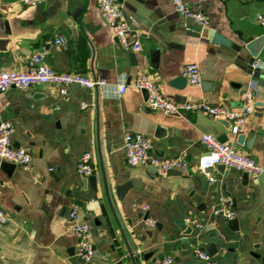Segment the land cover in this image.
Listing matches in <instances>:
<instances>
[{
    "label": "crops",
    "instance_id": "obj_1",
    "mask_svg": "<svg viewBox=\"0 0 264 264\" xmlns=\"http://www.w3.org/2000/svg\"><path fill=\"white\" fill-rule=\"evenodd\" d=\"M100 1L48 0L26 7L0 0V70L27 69L48 45L46 64L55 71L127 85L122 96L80 87L63 96L50 85L0 94V122L14 124V146L32 156L28 169L16 166L9 175L0 168V207L8 218L0 227V264H78L70 255L78 244L69 225L75 206L90 225L94 264H154L163 258L205 264L195 250H208L212 238L217 264H264L263 186L256 176L223 166L210 170L211 183L197 166L205 152L201 136L211 135L234 141L238 153L264 169V46L258 58L247 49L249 40L264 35L256 22L264 0H185L208 16L206 28L177 13L172 0H116L138 19L130 40L140 41V52L117 42ZM60 37L67 48L53 45ZM192 63L202 72L199 86L183 76ZM140 74L169 99L228 110L242 107L253 84L256 109L244 131L233 136L228 122L199 112L167 116L147 108L145 93L133 85ZM127 132L150 137L153 156L187 154L189 169L160 176L153 167L130 166ZM87 152L93 154L97 190L77 173ZM128 182L135 188L119 200L116 189ZM223 195L235 202L237 229L214 212ZM188 218L202 228L190 226ZM181 220L191 234L177 225Z\"/></svg>",
    "mask_w": 264,
    "mask_h": 264
},
{
    "label": "built area",
    "instance_id": "obj_2",
    "mask_svg": "<svg viewBox=\"0 0 264 264\" xmlns=\"http://www.w3.org/2000/svg\"><path fill=\"white\" fill-rule=\"evenodd\" d=\"M48 0H19L26 7H36L46 3ZM177 13L186 19L193 20L199 26L206 28L209 26V18L206 14L194 11L189 8L185 0H172ZM101 15L112 30L117 42L127 49L140 52L142 45L139 40L131 41V26L124 18L123 7L116 0H101L99 4ZM256 22L264 28V14H258ZM50 45V43H49ZM53 45L67 48V39L60 37L53 42ZM48 45L42 46L31 58L29 67L23 71H3L0 70V94L7 92L11 88L19 90L30 89L34 86H55L59 93L67 96L72 87L78 86L87 90H101L104 94L122 96L127 91V85H110L102 79H90L81 75L59 73L46 64ZM258 63L253 64L257 68ZM184 78L192 86H199L203 82L202 72L197 64H188L183 72ZM134 87L145 93V106L156 112L167 116H179L190 113H202L209 117L223 120L229 123L233 136L241 134L256 109L253 84L244 95L243 105L238 110H228L215 106L205 101H184L166 97L160 87L146 74L136 77ZM15 133L14 124L11 121L0 122V168L2 164H12L24 168H30L32 164L31 154L23 148H16L13 144ZM201 143L205 152L197 159V166L201 173L209 178V182H214L215 178L210 170L216 166L236 169L251 176H259L264 169L258 166L254 160L246 155L237 152L234 141L221 142L211 135H202ZM124 147L128 164L132 167L145 166L153 167L160 176H167L172 171L186 172L190 167V160L187 154L176 157L161 158L153 156V141L150 137L127 132L124 137ZM77 173L81 177H91L95 174L93 154L85 153L77 164ZM214 212L222 216L229 222L236 218L235 202L231 196L223 195L219 197L214 207ZM8 218L4 210L0 207V227L5 226ZM190 226L201 229L202 225L191 218L187 219ZM150 227H155L156 221L147 220ZM69 225L75 233L78 244L75 256L78 264H94L95 248L90 241V225L84 220L77 206L69 212ZM195 255L205 264H217L214 256L207 250L197 249ZM173 258H163L155 261L154 264H174Z\"/></svg>",
    "mask_w": 264,
    "mask_h": 264
},
{
    "label": "water",
    "instance_id": "obj_3",
    "mask_svg": "<svg viewBox=\"0 0 264 264\" xmlns=\"http://www.w3.org/2000/svg\"><path fill=\"white\" fill-rule=\"evenodd\" d=\"M123 14H124L125 20L128 22V24L131 26V29H132V27L134 26L135 22L138 19L128 9L123 10ZM210 33L213 34V32H210ZM204 34L206 36V33H204ZM215 39H216V41H218L220 39V36L215 35ZM263 46H264V35L261 36L257 40H254V39L249 40L248 44H247V49L252 52V55H253L254 58H258L259 51H260V49ZM74 87H78V86H74ZM1 167L4 170H7L9 175H11L12 172L16 168L15 165L7 164V163L2 164ZM223 168H225V167H223ZM154 172L157 173V170L154 169ZM246 175L249 177V174H246ZM254 180L256 181L257 184H261L263 186V188H264V172L261 173L259 176H256ZM87 181L91 184V187L94 190H97V185H98L97 177L91 176V177H89L87 179ZM133 188H135V183L134 182H128V183L118 187L116 189V194H117L118 199L119 200H124V198L126 197L128 192L131 189H133ZM177 225L180 226L181 229L185 230L187 235L191 234L192 228L188 227L184 220L179 221ZM231 228H236L237 229V220H234L233 222H231ZM207 251L212 256H215L217 254L218 250H217L216 239L215 238L211 239V245H210V247L208 248ZM70 255L71 256H75V249L70 252ZM76 260H77V258H76Z\"/></svg>",
    "mask_w": 264,
    "mask_h": 264
}]
</instances>
